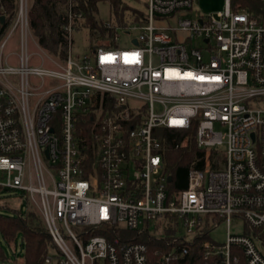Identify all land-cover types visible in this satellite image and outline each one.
Segmentation results:
<instances>
[{"label":"built area","instance_id":"2783aa9c","mask_svg":"<svg viewBox=\"0 0 264 264\" xmlns=\"http://www.w3.org/2000/svg\"><path fill=\"white\" fill-rule=\"evenodd\" d=\"M254 1L256 11L226 0L192 17L194 0H148L138 21H107L113 37L48 66L32 63L30 1L18 0L0 42V193L39 210L54 251L45 264H264V0ZM15 32L12 65L3 51ZM188 130L219 159L170 194L165 132ZM224 223L226 241L211 240Z\"/></svg>","mask_w":264,"mask_h":264},{"label":"trees","instance_id":"16d2710c","mask_svg":"<svg viewBox=\"0 0 264 264\" xmlns=\"http://www.w3.org/2000/svg\"><path fill=\"white\" fill-rule=\"evenodd\" d=\"M108 2L115 21L119 26H127L132 20H139L143 12L130 8L121 0H31L29 9V21L32 35L38 45L62 60H65L71 50L73 39L70 38L66 26L69 25V15L83 16V23L78 22L77 17L73 26L76 31L87 29L94 33L97 40L102 41L114 36L115 31L106 26V22L99 21L96 15L99 12L98 4ZM234 10L248 8L256 11L257 3L254 0H231ZM18 0H0V42L6 31L16 18ZM128 13V14H126ZM82 28V29H81ZM82 130L88 133L91 128L90 119L80 122ZM193 130L184 132H165L163 150L165 160V173L168 175L167 189L170 194L183 190L188 186V175L192 167L196 169L206 168V163L219 159V155L212 151L207 155L195 145ZM176 135L180 147L176 148L172 143V136ZM221 158V157H220ZM0 234L7 245L16 243L20 235L25 245L23 264H45V257L49 252L51 238L41 215L34 207L17 216H4L0 214ZM126 237L132 240L147 242L151 250L163 247L155 240L144 237H136L134 233H126ZM6 260L4 248L0 244V262Z\"/></svg>","mask_w":264,"mask_h":264},{"label":"rangeland","instance_id":"374dc122","mask_svg":"<svg viewBox=\"0 0 264 264\" xmlns=\"http://www.w3.org/2000/svg\"><path fill=\"white\" fill-rule=\"evenodd\" d=\"M31 2V0H29ZM126 6L137 9L139 11L145 12L147 10L148 0H121ZM226 6V0H194L192 17H195L198 14H216L218 12L224 11ZM99 12L96 15L97 19L102 22L115 21V17L111 13V7L108 2H100L98 4ZM128 14V13H126ZM83 23V21H82ZM84 25V23H83ZM82 29V28H81ZM12 27H10L4 37H8ZM137 33H133V36H136ZM5 38V39H6ZM122 38L125 39V36L122 34ZM73 44H72V54L74 57L84 56L89 53L91 47L97 43V38L94 33H91L87 29H82L75 31L72 34ZM20 52V36L19 32H15L10 39L7 41V45L3 51V60L6 61L9 59V62L12 65L18 64V59L16 54ZM29 54L32 55V63L39 64L42 59L45 60L46 65L53 66L47 56L51 59L61 62L63 61L59 57L44 51L37 43L35 38L30 37L29 39ZM220 150H225V147H220ZM33 206L29 201L26 200L24 194L21 192L6 191L0 193V214L4 216H17L19 213L26 212L29 208ZM39 211L37 208H34ZM39 213V212H38ZM40 214V213H39ZM242 227V222L239 220H233L231 225V231L235 234L238 229ZM77 228H73L75 231ZM150 230L156 232V226L152 222ZM160 232V231H158ZM228 232L227 224L220 225L210 234V239L218 243H224L226 241ZM162 234V231L160 232ZM23 236L20 235L13 245H7L0 234V244L4 248L6 260L0 262V264H23L24 255H25V245L22 240ZM50 254H53V250H49Z\"/></svg>","mask_w":264,"mask_h":264},{"label":"water","instance_id":"95a60500","mask_svg":"<svg viewBox=\"0 0 264 264\" xmlns=\"http://www.w3.org/2000/svg\"><path fill=\"white\" fill-rule=\"evenodd\" d=\"M0 20H1V22H4V21H5V17L2 16V17L0 18Z\"/></svg>","mask_w":264,"mask_h":264}]
</instances>
